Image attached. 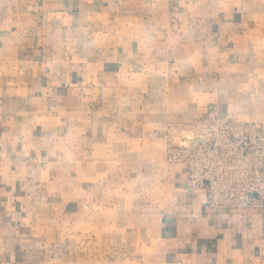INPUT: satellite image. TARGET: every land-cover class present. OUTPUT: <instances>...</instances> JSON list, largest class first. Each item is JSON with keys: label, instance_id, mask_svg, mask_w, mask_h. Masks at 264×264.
Listing matches in <instances>:
<instances>
[{"label": "crops", "instance_id": "0c3cea01", "mask_svg": "<svg viewBox=\"0 0 264 264\" xmlns=\"http://www.w3.org/2000/svg\"><path fill=\"white\" fill-rule=\"evenodd\" d=\"M263 25L264 0H0V229L9 212L39 231L37 184L72 217L83 196L99 205L127 185L147 264H264V210L206 209L168 159V133L132 110L136 78L163 87L171 70L173 107L264 127ZM20 249L1 264H36Z\"/></svg>", "mask_w": 264, "mask_h": 264}, {"label": "rangeland", "instance_id": "374dc122", "mask_svg": "<svg viewBox=\"0 0 264 264\" xmlns=\"http://www.w3.org/2000/svg\"><path fill=\"white\" fill-rule=\"evenodd\" d=\"M201 68L204 69L202 66ZM170 71L160 74L161 77L165 78L163 82L164 86L157 85L153 89L145 87V81L150 78L148 73H145L141 77L142 79L137 77L132 95V100L137 103H132L135 104V106L132 105L134 108L137 107V109L132 110H141L144 118L154 119V124L159 123L158 130L160 134H164L165 132L169 134L164 137L167 143L166 155L168 159L170 149L177 146L182 137L190 135L193 127H201L206 118H210L215 114L230 115L234 118L230 111L215 109L206 118L199 120V114H195V110L193 112V110L186 111L173 107L171 101L174 102L177 98L180 84L174 80L175 78L172 77L174 76L172 73L168 74ZM156 80L160 79L156 77ZM155 81L153 80L152 82ZM149 83H151L150 79ZM129 99L127 98L126 100ZM127 103V107H131L130 102ZM130 107L129 109H131ZM249 120L254 121V119ZM153 123L152 125H154ZM46 162H41L42 172L40 175H42L43 181L47 180L45 176L48 174V169H45ZM39 171L37 169L35 175H39ZM35 175L30 173L28 174V178L32 179ZM25 187L30 188L31 191L27 192L30 194L34 186L31 182V184L27 183ZM35 188L41 197V201L36 198L39 201L38 204H43L41 216H34L35 228L39 227V231H35L34 233L28 231L27 226L23 225L24 222H27V218L20 215V217L13 216L7 214L9 213L7 212L3 218L8 223L7 227H9V231L0 229V241L7 238L9 240L21 238L19 241L21 243L24 241L27 244L28 250L31 251L30 256L35 259L36 264L148 263L146 260L147 255L142 248L144 239L140 235L136 236L137 232L134 230L133 219L130 217V209L134 207V200L132 201L128 195L130 190L127 185H123L116 192L107 195L103 204L99 203V205H96V201L92 204L87 199L88 195L83 196L82 202L88 207L87 213L85 210V215L83 214L82 216L80 214V216L75 217L57 216L58 207L53 208V201L50 197L52 196L51 187L45 188L44 185L37 184ZM196 193L202 194L201 191ZM139 202L143 203L142 200ZM91 204L93 207H90ZM50 206L52 207L48 208ZM77 208H80V205ZM21 243L20 246L17 243L15 247H4L0 243V264L6 260L8 252L21 256L23 253L20 249ZM14 263L19 264L17 262ZM26 264H34V261H28Z\"/></svg>", "mask_w": 264, "mask_h": 264}, {"label": "built area", "instance_id": "2783aa9c", "mask_svg": "<svg viewBox=\"0 0 264 264\" xmlns=\"http://www.w3.org/2000/svg\"><path fill=\"white\" fill-rule=\"evenodd\" d=\"M184 164L189 190L203 191L208 210H264V127L215 114L169 151Z\"/></svg>", "mask_w": 264, "mask_h": 264}]
</instances>
